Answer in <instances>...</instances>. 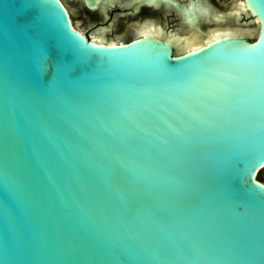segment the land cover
<instances>
[{"label": "water", "instance_id": "1", "mask_svg": "<svg viewBox=\"0 0 264 264\" xmlns=\"http://www.w3.org/2000/svg\"><path fill=\"white\" fill-rule=\"evenodd\" d=\"M259 29L173 55L0 0V264H264Z\"/></svg>", "mask_w": 264, "mask_h": 264}, {"label": "flooded vegetation", "instance_id": "2", "mask_svg": "<svg viewBox=\"0 0 264 264\" xmlns=\"http://www.w3.org/2000/svg\"><path fill=\"white\" fill-rule=\"evenodd\" d=\"M59 1L68 10L73 26L89 40L117 45L152 38L169 44L173 55L197 49L213 40L212 34L226 30H246L249 33L233 37L251 40L250 26L255 21L246 7L236 18L225 17L241 9V3L245 6L243 0H231L228 7L216 0ZM205 5L212 11L207 17L202 11ZM222 38L225 36L217 39Z\"/></svg>", "mask_w": 264, "mask_h": 264}, {"label": "bare ground", "instance_id": "3", "mask_svg": "<svg viewBox=\"0 0 264 264\" xmlns=\"http://www.w3.org/2000/svg\"><path fill=\"white\" fill-rule=\"evenodd\" d=\"M110 1H112V0H110ZM243 3H244V5L245 6H243L242 5V3H241V9H237L236 10V12H233V11H231V13H229V14H227L225 17L226 18H229V17H233V18H236V16H238L239 14H240V11L241 10H243V11H245V9H244V7H246V4H245V2L243 1ZM64 7V6H63ZM65 8V7H64ZM65 10L67 11V13H68V10L65 8ZM209 11H210V13H212V11L209 9ZM249 11V10H248ZM250 12V11H249ZM68 16H69V13H68ZM202 17H203V15H202ZM69 18H70V16H69ZM70 21H71V19H70ZM203 21H205V19L203 18ZM210 21H214V20H212V19H209L208 20V22H210ZM255 21L258 23V25H259V22L255 19ZM214 22H218L217 20H215ZM71 25H72V27L73 28H75L74 26H73V24H72V21H71ZM76 29V28H75ZM259 29V28H258ZM77 30V29H76ZM81 35H83V37H85V38H87L86 36H85V34L83 33V32H81L80 30H77ZM258 32H259V30H257V34H258ZM247 33H249V32H247L246 30H244V31H242V30H240V31H235V30H226L225 32H219V33H217V34H212L213 36H212V39L213 40H216L217 38H219V37H221V36H225V37H227V38H230L229 36H232L233 37V35H243V34H247ZM234 37H238V36H234ZM216 38V39H215ZM209 41V40H208ZM91 42H93V43H95V39L93 38V39H91ZM210 42V41H209ZM113 43H109V45H112ZM262 182V184L264 185V181H261Z\"/></svg>", "mask_w": 264, "mask_h": 264}, {"label": "rangeland", "instance_id": "4", "mask_svg": "<svg viewBox=\"0 0 264 264\" xmlns=\"http://www.w3.org/2000/svg\"><path fill=\"white\" fill-rule=\"evenodd\" d=\"M219 4H221V6H225V7H228L229 5H230V1L231 0H216ZM202 11H203V14L207 17L209 14H210V11H209V9H208V6H203V9H202ZM250 28H251V30H252V33H251V31H250V33H251V35H249L250 37H251V41H253L254 39H255V37H256V34H257V29H258V27H257V24L255 23V25H251L250 26ZM258 179L260 180V181H264V169H262L259 173H258Z\"/></svg>", "mask_w": 264, "mask_h": 264}]
</instances>
